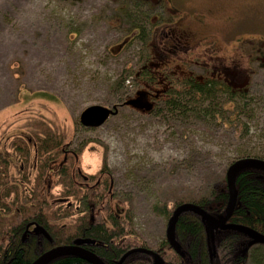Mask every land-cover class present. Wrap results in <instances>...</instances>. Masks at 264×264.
I'll list each match as a JSON object with an SVG mask.
<instances>
[{"label": "flooded vegetation", "instance_id": "af4514ba", "mask_svg": "<svg viewBox=\"0 0 264 264\" xmlns=\"http://www.w3.org/2000/svg\"><path fill=\"white\" fill-rule=\"evenodd\" d=\"M70 1L78 11L82 6V11L92 13L90 24L96 26L98 21L111 32L126 27L118 30L121 37L108 48L113 57L130 45L146 42V27L155 35L153 54L121 65L120 76L133 88L130 94L106 108H129L144 116L159 113L160 117L165 110L175 116L172 108L185 109L190 120L202 122L209 139L224 133L233 140L243 138L233 146L246 154L227 169L239 161L264 163V27L258 29L246 18L226 13L224 0H202L198 6H190L186 0ZM220 10L225 17L220 21L227 26L217 30L212 19L218 18ZM134 99L140 102L136 107L125 105ZM47 131L40 136L27 133L0 138V264H33L63 247L90 252L103 264H154L155 256L148 252L166 264L161 254L162 245L168 242L166 230L154 249L134 231L133 211L127 213L125 196L114 195L106 147L88 140L72 149V139L64 136L58 140V148H46L39 154L37 144L46 140ZM252 138L257 142L250 143ZM85 152L102 157L93 173L81 168ZM95 229L101 236L87 235ZM216 232L220 233L214 235ZM230 232L210 230L216 264H264V244L249 245L250 239L241 233L235 242L246 237V244L241 242L238 249H232L231 257H218L217 250L226 249L223 244ZM96 250L106 255L98 256ZM255 253L261 258L258 263L253 262Z\"/></svg>", "mask_w": 264, "mask_h": 264}, {"label": "rangeland", "instance_id": "374dc122", "mask_svg": "<svg viewBox=\"0 0 264 264\" xmlns=\"http://www.w3.org/2000/svg\"><path fill=\"white\" fill-rule=\"evenodd\" d=\"M187 1L190 6L202 2ZM227 1L226 13L246 18L258 29L264 27V0H230L228 5ZM74 4L70 0H0V138L27 133L40 136L51 127L54 133L72 139V149L88 140L106 147L114 195L132 198L134 231L154 249L165 238L167 226L166 218L155 210L167 195L202 196L212 185L220 184L229 164L246 153L235 148L239 140L228 133L209 139L202 122L190 120L185 109L175 116L165 110L160 117L159 113L144 116L118 108L117 115L98 128L80 126L78 118L85 108L110 107L130 94L131 83L119 81L121 65L153 54L156 42L146 27V42L130 45L113 57L108 48L126 27L111 32L98 21L96 26L90 24L92 13L82 11V6L78 11ZM221 14L220 10L218 18L212 19L217 30L227 26L221 23L225 18ZM101 160L98 153L89 156L85 152L81 168L93 173ZM246 239L242 237L233 249L241 242L245 245ZM217 251L222 252H217L218 257H231L229 249ZM260 260L255 253L253 262Z\"/></svg>", "mask_w": 264, "mask_h": 264}, {"label": "trees", "instance_id": "16d2710c", "mask_svg": "<svg viewBox=\"0 0 264 264\" xmlns=\"http://www.w3.org/2000/svg\"><path fill=\"white\" fill-rule=\"evenodd\" d=\"M124 80L125 77L121 76L119 81L123 82ZM171 111H174L176 115L181 114L179 108H172ZM63 138L64 135L56 134L49 129L46 140L42 141L41 145L37 144L38 153L40 154L46 148L55 150L58 148L56 146L58 140ZM37 167L40 168V161L37 162ZM227 171L228 169L226 174ZM234 190L236 192L235 205L227 222L230 225L249 228L264 236V169L247 167L239 170L234 177ZM124 201L127 205V213L130 215L133 211V200L131 197H125ZM228 201L229 192L225 175L220 184L212 185L207 192L198 198L191 196L174 197L168 194L166 201L155 210V213L169 219L178 206L192 204L216 218L225 215ZM49 213L52 214L50 211ZM130 221L131 216L129 223ZM99 231V229L89 230L87 235L99 237L101 236ZM239 235L241 234L236 231L227 233V242L223 244L225 248L232 251L236 243L235 238H240ZM173 241L175 246L169 242L162 245L161 254L164 255L166 264H216L210 228L199 214L187 210L179 216ZM95 252L98 256L106 255L102 250ZM49 264L88 263L74 257L62 256Z\"/></svg>", "mask_w": 264, "mask_h": 264}, {"label": "water", "instance_id": "95a60500", "mask_svg": "<svg viewBox=\"0 0 264 264\" xmlns=\"http://www.w3.org/2000/svg\"><path fill=\"white\" fill-rule=\"evenodd\" d=\"M137 103H140L138 99H134V100L127 101L125 105L136 107L135 105ZM116 114H117V110L115 107L113 110V109H109L101 105H92V106L85 108L81 112L79 116V123L83 127L98 128L102 126L111 116H114ZM247 167L264 169V163H260L257 161H250V160L239 161V162L234 163L228 169L227 174H226V182H227V189L229 192V201L225 209V216H219L218 218L214 219L197 206H194L192 204L180 205L173 211L171 217L168 219V222H167L166 237H167L168 242L172 246H175L174 241H173V234H174L177 220L184 211L189 210V211H193L199 214L205 220L210 230L220 229V230L236 231L238 233L245 235L246 237L250 239L249 245L264 244V236H261L260 234L252 231L251 229L243 227V226L226 224L227 220L229 219L232 213V210L235 205V200H236V192L234 190L235 174L239 170L243 168H247ZM148 253L155 256L154 264H164L163 261L157 255H155L152 252H148ZM64 255H75L76 257L87 262L88 264H103L100 261V259L96 257L94 254L90 252L82 251L76 247H63V248L52 250L49 253L43 255L33 264H46L53 258L58 257V256H64Z\"/></svg>", "mask_w": 264, "mask_h": 264}, {"label": "crops", "instance_id": "0c3cea01", "mask_svg": "<svg viewBox=\"0 0 264 264\" xmlns=\"http://www.w3.org/2000/svg\"><path fill=\"white\" fill-rule=\"evenodd\" d=\"M13 96V95H12ZM12 98V97H11ZM12 102V101H11ZM8 104H10V102L8 103Z\"/></svg>", "mask_w": 264, "mask_h": 264}]
</instances>
